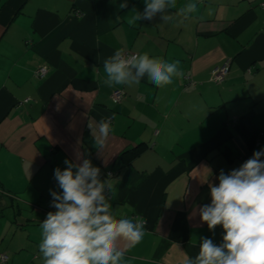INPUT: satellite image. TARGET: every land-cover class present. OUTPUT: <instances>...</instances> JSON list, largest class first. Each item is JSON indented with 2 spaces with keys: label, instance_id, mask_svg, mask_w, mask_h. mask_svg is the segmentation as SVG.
Instances as JSON below:
<instances>
[{
  "label": "crops",
  "instance_id": "obj_1",
  "mask_svg": "<svg viewBox=\"0 0 264 264\" xmlns=\"http://www.w3.org/2000/svg\"><path fill=\"white\" fill-rule=\"evenodd\" d=\"M123 2L0 0V254L6 264H43L40 223L56 210L50 189L62 191L54 170L65 169L66 159L80 162L77 153L113 185L117 219L147 220L141 243L125 250L123 264H182L185 255L198 254L201 237L222 243V227L209 231L198 209L210 204L209 184L219 183L221 169L227 174L264 148V0H202V18L179 27L159 14L131 24L145 0H127L120 9ZM117 49L179 61L183 78L165 88L147 77L109 88L103 63ZM226 61L225 80L212 83L210 71ZM41 66L47 75L39 80L34 74ZM115 90L125 94L118 104L111 100ZM112 113L104 138L99 122Z\"/></svg>",
  "mask_w": 264,
  "mask_h": 264
},
{
  "label": "clouds",
  "instance_id": "obj_2",
  "mask_svg": "<svg viewBox=\"0 0 264 264\" xmlns=\"http://www.w3.org/2000/svg\"><path fill=\"white\" fill-rule=\"evenodd\" d=\"M202 0H145L143 12L134 10L130 23L152 20L158 14L163 22L176 26L198 17ZM128 7L127 0L119 5ZM172 10H175L174 13ZM172 13V14H170ZM208 16L212 9L207 10ZM179 61L168 62L148 52L126 55L117 49L104 60L103 85L139 84L147 77L158 88L183 78ZM116 114L102 117L99 133L107 138ZM264 148L253 152L239 168L227 174L221 169L218 184H209L210 204L198 209L202 223L214 232L223 229L222 243L201 237L198 254L187 255L182 264H264ZM74 162L66 159V168L54 170V179L62 191L50 189L51 207L40 223L38 245L43 264H123L125 250L135 248L144 237L145 218L117 219L112 211L109 193L113 185L101 179V169L88 158L76 154ZM123 244V249L121 248Z\"/></svg>",
  "mask_w": 264,
  "mask_h": 264
},
{
  "label": "built area",
  "instance_id": "obj_3",
  "mask_svg": "<svg viewBox=\"0 0 264 264\" xmlns=\"http://www.w3.org/2000/svg\"><path fill=\"white\" fill-rule=\"evenodd\" d=\"M260 8L262 10H264V2H262L260 4ZM76 15H79V14H76ZM125 54L126 55H132V54H136V53L125 52ZM229 66H230V61H226L223 65L216 67L213 70H211L210 71V81L216 85H220L221 83H223V81L225 80L226 76L229 73ZM46 75H47V68L44 66L39 67L35 71V74H34L35 78H37L39 80L45 78ZM184 81L186 84H188L190 82V78L185 76ZM124 98H125V94L120 90H115L111 94V100L115 104L120 103ZM106 176L108 178H111L113 176V174L110 172V173H107ZM0 262L6 263L7 262V256L4 254H0Z\"/></svg>",
  "mask_w": 264,
  "mask_h": 264
},
{
  "label": "trees",
  "instance_id": "obj_4",
  "mask_svg": "<svg viewBox=\"0 0 264 264\" xmlns=\"http://www.w3.org/2000/svg\"><path fill=\"white\" fill-rule=\"evenodd\" d=\"M4 255H5V254H4ZM6 256H7V255H6ZM7 262H8V257H7ZM7 262H6V263H7ZM0 263H1V262H0ZM6 263H1V264H6Z\"/></svg>",
  "mask_w": 264,
  "mask_h": 264
}]
</instances>
